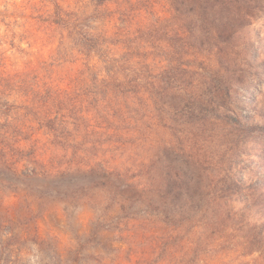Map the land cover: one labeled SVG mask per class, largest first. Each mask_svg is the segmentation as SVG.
<instances>
[{
	"label": "rangeland",
	"instance_id": "1",
	"mask_svg": "<svg viewBox=\"0 0 264 264\" xmlns=\"http://www.w3.org/2000/svg\"><path fill=\"white\" fill-rule=\"evenodd\" d=\"M56 1L67 12L71 29L75 24V35L145 41L150 57L196 52L210 70L231 78L227 109L222 122L214 116L223 113L213 110L206 117L209 126L182 118L179 131L176 125L172 129L160 123L152 107L138 99L116 112L117 101L104 99L103 87L75 79L83 69L81 56L53 60L60 36V54L70 52L71 35L48 22L55 11L51 0H0V69L23 70L29 61H54L52 88L61 89L64 111L76 118H68L71 124L65 128L76 143L66 148L36 122L23 132L8 129L20 146L10 152L18 170L0 166V264H264L259 252H248L237 232L225 231L226 237L218 240L214 235L210 242L208 214L202 210L172 232L136 195L121 208L114 174L99 180L101 170H76L79 162L100 161L109 171L116 168L142 184L144 171L137 164L147 153L139 141L150 134L166 140L172 162L165 161L162 169L168 178L179 170L178 180L202 185L242 180L243 197L250 183L260 180L264 185V0ZM6 92H11L9 103L0 105L2 110L21 103L17 92ZM171 132L178 133L177 143H170ZM27 155L36 156L52 176L16 179ZM6 176L11 180L2 179ZM231 206L237 211L243 203L236 198ZM257 216L255 208L243 220V235L245 221L254 222Z\"/></svg>",
	"mask_w": 264,
	"mask_h": 264
},
{
	"label": "trees",
	"instance_id": "2",
	"mask_svg": "<svg viewBox=\"0 0 264 264\" xmlns=\"http://www.w3.org/2000/svg\"><path fill=\"white\" fill-rule=\"evenodd\" d=\"M51 1L54 3L55 11L48 22L50 25L62 26L71 35L68 37L71 43L70 52L60 54V46H64V36H60L59 51L53 60L66 59L68 56L77 60L78 58L74 56H81L83 69L78 72L75 79L80 76L81 80H86L95 87H103L105 93L102 97L117 101L116 112L138 99L145 107L151 106L153 117L170 128L176 125L178 129L182 118L192 124L199 122L201 126H209L212 122L206 117L213 115V110L216 109L223 115L214 118L223 121L227 109L224 100L229 94L228 85L231 84V78L217 70H210L208 64L205 65V60L199 58V54L174 51L150 57L145 50V41L117 40L86 33L75 35L71 31L75 24L71 29L72 24L66 20L67 12L56 0ZM203 43L200 42L199 46L201 47ZM167 45L175 47V42L167 41ZM184 45L195 47L190 41H185ZM151 46L154 45L148 47ZM53 65L54 61L47 62L41 59L36 64L29 61L23 70L0 69V105L9 103L7 98L11 92H6L7 90L17 92L22 99L20 104L10 103L13 105L12 108L6 107L2 110L0 106V166L7 170L12 172L18 170V160L13 159L11 153L20 146L13 138L14 134L9 133L10 127H17V132H23L27 126L29 128L31 123L36 122L39 126L47 128L48 133L53 134L55 143L65 148L76 143V136L68 134L65 130L71 124L68 118L75 121L76 118L68 115V110L67 113L64 111L65 108L61 105L64 96L61 89L52 88V83L56 79L53 77ZM56 100H59L58 104L55 103ZM89 111L84 110V114H88ZM85 118L88 117L84 116L83 119ZM13 123L15 125H12ZM234 123L240 126L239 123ZM170 134H172L170 143H177L178 133ZM165 141L162 137L154 138L150 134L139 141L147 153L137 164L144 171L145 182L142 184L134 181L135 176H123L116 168L109 171L100 161L88 160L82 163L84 166L79 162L76 170L91 173L95 172V169L101 170L97 178L99 180L107 179L114 174L121 192L119 199L121 208H124L122 206L124 201L136 195L146 205L149 214L154 215L165 225L172 226L170 227L172 232L176 231L184 220L194 217L202 210V213L208 214L206 219L209 222L207 223L211 239L214 235L217 236V240L226 237L224 232L228 230L237 232L248 252L257 251L264 259V195H261L264 185H261L260 180L250 183L247 186L248 192L243 197L242 180H216L202 185L197 180H178L179 170L174 171L173 177L168 178L162 164L165 161H172L166 152ZM192 155L194 154L190 153L189 156L193 158ZM21 159L25 163L16 179L28 181L52 176L50 170L43 169L36 156L27 155ZM38 168H41V173ZM2 179L10 181L11 177L6 176ZM129 179L132 181L127 182ZM126 191L132 194L127 196ZM236 198L243 203V207L233 211L231 202ZM255 208L259 216L254 222L245 221L247 233L243 235V220L247 219L251 210Z\"/></svg>",
	"mask_w": 264,
	"mask_h": 264
}]
</instances>
